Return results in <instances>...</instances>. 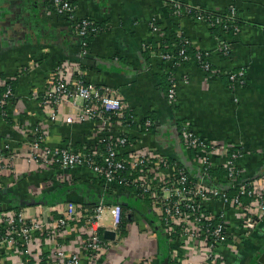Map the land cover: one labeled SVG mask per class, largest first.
Wrapping results in <instances>:
<instances>
[{
  "label": "crops",
  "instance_id": "obj_1",
  "mask_svg": "<svg viewBox=\"0 0 264 264\" xmlns=\"http://www.w3.org/2000/svg\"><path fill=\"white\" fill-rule=\"evenodd\" d=\"M69 1L75 5L78 18H87L102 29L90 40L88 56L80 61V38L68 20L53 13L49 0H0V88L15 82L14 98L7 107L9 122L0 118V145L9 142L23 151L26 131L34 125L44 128L45 142L51 147L70 144L83 150L92 143L91 123L50 124L40 106L55 67L80 62L86 83L111 87L137 117L153 121L149 133L130 132L133 148L155 149L179 164L191 178L198 179V164L185 149L178 130L179 121L185 120L204 139L229 150L241 148L244 154L240 164L246 179L264 175V0ZM173 3L201 9L215 17L223 16L233 5L238 32L224 37L218 27L215 33L196 18L173 19ZM153 19L166 34L181 32L193 48L211 51V62L221 74L207 78L195 62L176 67V107L172 109L167 103L165 83L169 67L144 48L152 42L156 43L155 49L158 47V39L150 30ZM219 37L228 39L229 57L217 51ZM241 69L245 83L231 91L225 74ZM60 110L62 116L77 115L70 105H63ZM218 163L217 159L215 165ZM217 179L212 177L224 185ZM1 181L0 192L6 191L7 197L0 204L23 208L29 216L56 217L68 201L81 204L85 200L90 204L98 196L106 197L107 192L111 196L124 193L126 203L133 207L128 206L129 210L123 213L118 205H112L103 214V228L115 233L103 264H160L161 244L169 248L149 204L140 211L136 208L139 200L132 192H120L116 187L106 190L102 180L85 168L38 169L19 159L14 163V173L4 171ZM79 189L86 194L82 195L84 199L76 194ZM119 214L129 220L123 231L120 222L116 224ZM83 226L80 221L67 229L61 241L67 249L79 251L78 246L86 237ZM38 238L44 251H49L50 246ZM228 250L223 248L229 264H255L253 260L264 250V219L249 237L238 240L234 253ZM19 261L13 256L4 264H20ZM81 264H88L84 255Z\"/></svg>",
  "mask_w": 264,
  "mask_h": 264
},
{
  "label": "built area",
  "instance_id": "obj_2",
  "mask_svg": "<svg viewBox=\"0 0 264 264\" xmlns=\"http://www.w3.org/2000/svg\"><path fill=\"white\" fill-rule=\"evenodd\" d=\"M49 3L53 13L68 20L80 38L78 61L87 57L86 39L100 34L102 29L87 18H78L76 7L69 0H49ZM192 13H196V20L211 28L218 27L224 37L238 32L233 5L226 14L216 17L191 6L172 5L173 19L190 17ZM150 30L158 39V47L155 49L152 43H147L144 48L167 67L195 62L207 78L221 75L211 62V51L194 48L196 52L192 58L185 48L192 44L181 32L175 33V39L181 44L177 49L174 41L167 46L165 32L156 19L150 23ZM224 37L217 38V51L229 57L230 43ZM80 69V62L56 66L48 77L40 106L50 124L91 123L92 143L83 150H76L70 144L51 147L45 142L44 128L31 126L23 139V151L9 142L0 145V190L3 189V172L14 173V163L19 159L38 169L67 171L85 168L102 180L106 190L114 187L131 189L138 199L148 202L168 242L167 264H229L223 248L226 246L230 253H234L232 250L237 247L238 240L249 237L264 219V175L246 179L240 164L244 154L241 148L229 150L210 142L198 135L185 120L179 121L178 130L185 149L193 154L198 164V179L191 178L177 163L155 149L133 148L130 132L149 133L153 121L137 117L111 87L86 83ZM225 76L231 91L234 86L245 83L242 69ZM183 82L187 83L185 79ZM170 83L167 103L172 109L176 107L174 76ZM3 87L0 89V118L5 121L14 92L10 83ZM63 105L73 106L77 115L62 116L60 108ZM217 159L225 171L222 186L209 175ZM107 207L102 200L92 208L66 203L56 217L52 214L29 216L23 208H1L0 264L13 256L20 260V264H81L83 255L88 264H103L102 259L106 258L111 246V242L103 238L107 229L101 224ZM120 218L119 214L116 224ZM80 221H83L86 237L79 244V251L73 252L61 241L67 229ZM38 236L50 246L49 251H44V244Z\"/></svg>",
  "mask_w": 264,
  "mask_h": 264
},
{
  "label": "trees",
  "instance_id": "obj_3",
  "mask_svg": "<svg viewBox=\"0 0 264 264\" xmlns=\"http://www.w3.org/2000/svg\"><path fill=\"white\" fill-rule=\"evenodd\" d=\"M50 4V3H49ZM51 7V6H50ZM196 15V13H192L191 15H190V17H192V18H194V16ZM94 26L95 27H97V28H100L99 26H97V25H95L94 24ZM215 33H217V31H218V28L217 27H213V28H211ZM166 34V33H165ZM229 34H232V33H229ZM92 36L93 35H90L86 40H87V44L89 45V43H90V40L92 39ZM166 37H167V41H166V43H167V46H169L170 45V42L171 41H174V43L176 44V48L178 49V47H181V44H180V42H178V39H175V33L173 32V33H170V34H166ZM155 45H156V43H153L152 42V46L153 47H155ZM162 48V47H161ZM186 48V51H187V54L189 55V56H191L192 58H194V54H195V49L190 45V46H186L185 47ZM175 69H176V65H172L171 67H169V75H167V76H165V83H166V92H167V90L171 87V83H170V78L174 75V72H175ZM14 85H15V82H11L10 83V86L12 87V88H14ZM1 90H3L4 89V87H2V88H0ZM5 121L6 122H9L8 121V119H7V117H5ZM131 140H132V138H130ZM172 162V161H171ZM178 166H179V164H177ZM180 167V166H179ZM209 175L211 176V177H214V176H216L218 179V181H220V182H222L223 183V175H225V171L223 170V168L221 167V166H219V165H215V167L213 168V169H211L210 171H209ZM112 189V188H111ZM72 191H76L77 189H71ZM110 190V189H109ZM125 190H128V191H130V192H132L133 193V195H134V197L137 199V200H139V205L136 207L137 209H140V211L143 209H145L146 207L148 208V202L147 201H141L140 199H138V197H136V195H135V192H134V190H131V189H120V192H123V191H125ZM80 191H81V189H79L78 190V192H76V194L79 196V197H82V195H86V194H81L80 193ZM89 194V193H88ZM7 196L6 195H3L2 194V192H0V200H2V199H4L5 200V198H6ZM101 197H102V202H103V204L105 205V206H112V205H117V201L118 200H121V202L122 203H126V199H125V194L124 193H120V194H118V195H115V196H111V194L109 193V192H107V196L105 197V196H102L101 195ZM105 197V198H104ZM82 199H84L83 197H82ZM100 200V201H101ZM87 201H85V200H83L82 201V205L83 206H85V207H87V208H92V207H94V206H96V205H98V204H96V203H94V204H89V203H86ZM66 203H76V202H73V201H68V202H66ZM129 203H133L131 200H130V202ZM135 205V204H134ZM118 207L123 211V213L125 212H127L128 210H129V207L128 206H126V205H123V204H119L118 205ZM7 209L9 210V209H17V208H14V206H9V207H7ZM135 210V209H134ZM142 210V211H143ZM128 218H127V216H125V214L124 215H122L121 216V218H120V223H119V228H121V231H123L124 230V227H125V225L126 224H128ZM164 242V241H163Z\"/></svg>",
  "mask_w": 264,
  "mask_h": 264
},
{
  "label": "water",
  "instance_id": "obj_4",
  "mask_svg": "<svg viewBox=\"0 0 264 264\" xmlns=\"http://www.w3.org/2000/svg\"><path fill=\"white\" fill-rule=\"evenodd\" d=\"M86 61V59L84 60ZM2 194H6V191H2ZM102 199L101 196H98L97 197V201L94 202L96 204H99L100 200ZM94 203H91V204H94ZM119 204H123V205H127L129 207H133V205H130V204H127V203H122L121 200H118L117 201V205ZM2 208V210H6V204H2V207H0V209ZM103 238L105 240H108V241H113L114 238H115V233L113 231H104L103 233ZM161 247H162V250L159 252V260H160V264H167V258H166V254H167V251H168V248L165 244H161ZM255 262V264H264V250L253 260Z\"/></svg>",
  "mask_w": 264,
  "mask_h": 264
}]
</instances>
